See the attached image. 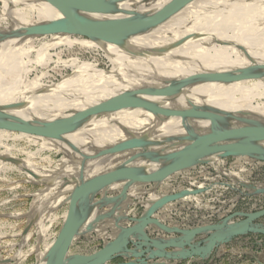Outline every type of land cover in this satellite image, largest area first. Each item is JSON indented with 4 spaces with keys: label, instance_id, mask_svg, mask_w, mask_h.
<instances>
[{
    "label": "bare ground",
    "instance_id": "6f19581e",
    "mask_svg": "<svg viewBox=\"0 0 264 264\" xmlns=\"http://www.w3.org/2000/svg\"><path fill=\"white\" fill-rule=\"evenodd\" d=\"M1 1L4 10L0 11V110L33 124L68 118L122 93L164 87L191 75L232 73L264 66V0H196L165 23L130 36L121 45L83 40L80 36L65 33L64 17L44 0ZM141 1L128 0L118 7L147 13L159 10L171 0H162L151 9L139 7ZM122 17L125 15L113 13L96 18ZM41 40L47 42L39 45ZM83 52L91 53L92 58L85 60ZM65 53L71 55L66 60L63 59ZM103 63L110 68H103ZM52 64L71 69L72 74L64 76L59 82L52 80L48 71L31 78L33 72L39 68L49 70ZM161 106L157 110L158 116L140 109L96 116L77 131L59 139L0 130V174L16 173L17 177L25 176L43 188L37 202L45 207H54V204L66 199L65 221L67 199L78 185L83 163L84 175L88 179L125 164L137 152L92 158L90 155L142 136L152 143L141 150L142 153L162 154L182 149L187 144L179 142L178 138L187 135L188 129L180 117L161 120L165 108L195 106L213 115L264 120V78L232 84L203 82L185 88L176 101L162 103ZM191 125L197 132H205L202 124L191 122ZM8 139L13 142L23 140L39 145L41 149L53 150L61 154V159L54 166H40L32 155L17 148L16 143L11 146L3 143ZM209 161L217 162L216 159ZM130 166L145 169L147 173L160 167L140 160ZM216 167L220 171L221 168ZM220 173L233 177L231 173ZM162 184L156 188L152 186L149 192L146 190L149 198L144 201L145 213L153 202L169 195L157 192ZM142 186L145 184H136L129 191L140 197ZM115 187L122 188L123 184ZM257 187L263 188L264 185ZM129 198L134 202L131 206L135 205L137 199L130 194ZM131 206L123 212L130 213ZM166 208L167 205L159 211ZM43 222L42 210L37 209L30 214L26 225L29 228L35 224L40 230L38 233L44 236ZM104 224L111 230L109 224ZM107 228L100 224L95 231L100 237L114 239L117 233L112 230V234L107 233ZM31 234L25 237L29 240ZM58 234L56 232L55 239ZM55 239L38 252V264L45 263ZM34 251L33 247L28 254L16 256L22 260Z\"/></svg>",
    "mask_w": 264,
    "mask_h": 264
},
{
    "label": "water",
    "instance_id": "95a60500",
    "mask_svg": "<svg viewBox=\"0 0 264 264\" xmlns=\"http://www.w3.org/2000/svg\"><path fill=\"white\" fill-rule=\"evenodd\" d=\"M64 17V32L121 45L130 36L160 26L196 0H171L157 11L137 13L118 7L128 0H44ZM162 0H142L139 7L151 9ZM113 13L124 14L116 19H99L97 16ZM35 34V33H33ZM264 78V66L241 69L232 73L195 74L172 82L164 87L126 92L107 101L78 112L71 117L33 124L13 118L0 110V130L31 136L59 139L80 129L91 118L128 109H140L158 116L162 103H173L182 90L201 83L217 82L232 84ZM180 117L188 134L178 138L187 144L171 153H142L152 145L146 136L132 138L108 150H99L90 157H100L123 152L133 153L128 161L106 173L85 178L82 164L78 185L67 199L68 211L44 264H109L117 259H128L122 264H180L196 261L207 262L221 246L248 235L264 236V209L256 212H235L220 222L194 228H180L161 222L155 216L164 206L186 196L204 193L202 189L182 190L166 195L153 202L141 217L123 210L134 202L129 190L136 184L153 185L155 188L172 176L195 168L211 159L249 158L264 163V120L236 115H213L195 106L182 109L165 108L162 119ZM191 122L202 124L205 132L199 133ZM160 166L147 173L145 169L130 166L135 161ZM85 161V160H84ZM123 184L119 195L110 196L108 191ZM240 195L264 196V187L243 184ZM109 224L117 235L93 254H71L75 240L95 232L100 224ZM154 227L164 233L153 238L147 232ZM170 250H178L171 252Z\"/></svg>",
    "mask_w": 264,
    "mask_h": 264
},
{
    "label": "rangeland",
    "instance_id": "374dc122",
    "mask_svg": "<svg viewBox=\"0 0 264 264\" xmlns=\"http://www.w3.org/2000/svg\"><path fill=\"white\" fill-rule=\"evenodd\" d=\"M1 3L0 0V11H3L4 6ZM80 38L89 40L85 37ZM46 42L47 40H41L38 44L42 45ZM70 56L69 53H65L63 59L66 60ZM82 57L89 60L92 55L83 52ZM102 67L105 69L110 68L106 63H103ZM65 69L62 65L52 64L49 70L39 68L38 71L32 73L31 78L48 71L51 79L59 82L64 76L67 77V75L72 74L71 69ZM3 143L10 146L16 143L17 148L24 149L25 154L32 155L34 161L43 167L54 166L61 159V154H56L53 150L41 149L39 145H33L34 143L24 142L23 140L13 142L11 139ZM19 158L24 159L25 157ZM13 163L19 165L17 162ZM216 166L221 168L220 171L217 170ZM221 171L226 174L231 173L233 177L224 176L220 173ZM4 175L0 174V264H38V252L42 251L47 243H51L55 239L56 232H59L63 225L66 199L54 204V207H45L44 204L37 202L43 188L28 178H24L25 176L17 177L16 173L7 172ZM244 183L257 186L264 185V163L249 158H230L218 160L217 162L205 161L195 168L172 176L157 191L170 195L179 193L182 190L202 189L204 193L197 196H187L186 200L183 198L168 204L166 210L159 211L158 216L155 217L172 227L194 228L218 223L235 212H256L264 209V196L240 195L244 190ZM152 186H142L140 197L129 191V194L137 199L136 204L130 208L131 215L135 214L141 217L145 213L146 203L144 201L147 202L149 198L146 190L151 191ZM121 189V187L111 188L109 195L116 196ZM236 197L238 198L233 200ZM37 209L42 210L43 225L46 231L44 236H41L40 232L38 233L40 230L35 224H32L29 228L26 225L30 214L37 211ZM260 223L264 224V219ZM103 225L107 228L105 224ZM152 228L150 227V229ZM31 232V237L28 240L25 236ZM107 233L112 234L109 228H107ZM153 233L154 229H152L151 234ZM110 240H112L110 236L100 237L96 231L92 234L82 235L75 240L71 254H93L102 249L105 242L107 243ZM33 247L36 251L29 254L25 259L18 260L16 255L28 254ZM109 264H120V262L115 260ZM193 264H264V236L248 235L241 237L230 244L221 246L209 261H196Z\"/></svg>",
    "mask_w": 264,
    "mask_h": 264
},
{
    "label": "crops",
    "instance_id": "0c3cea01",
    "mask_svg": "<svg viewBox=\"0 0 264 264\" xmlns=\"http://www.w3.org/2000/svg\"><path fill=\"white\" fill-rule=\"evenodd\" d=\"M152 229H154V233L153 234H151V232H152ZM152 229H150V231L149 230H147V232L150 234V236L151 237H153V238H162V237H160V236H164V233L163 232H161V231H159L158 229H156V228H152ZM185 229H189V228H185ZM106 243V242H105ZM171 252H175V251H178V250H170ZM78 254H83V253H78ZM119 262H120V264H122V263H126V262H128V259H124V258H120V259H117ZM152 263H158V261H156V262H152V261H150V264H152ZM188 264V262H183V263H181V264Z\"/></svg>",
    "mask_w": 264,
    "mask_h": 264
}]
</instances>
